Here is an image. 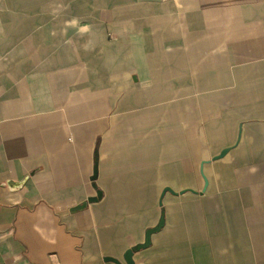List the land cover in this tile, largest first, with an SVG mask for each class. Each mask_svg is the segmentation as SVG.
<instances>
[{
    "label": "crops",
    "instance_id": "crops-1",
    "mask_svg": "<svg viewBox=\"0 0 264 264\" xmlns=\"http://www.w3.org/2000/svg\"><path fill=\"white\" fill-rule=\"evenodd\" d=\"M0 264H264V0H0Z\"/></svg>",
    "mask_w": 264,
    "mask_h": 264
},
{
    "label": "water",
    "instance_id": "water-1",
    "mask_svg": "<svg viewBox=\"0 0 264 264\" xmlns=\"http://www.w3.org/2000/svg\"><path fill=\"white\" fill-rule=\"evenodd\" d=\"M168 191H170V190L166 189L164 191V193L168 192ZM91 201H93V200H91ZM163 225H164V218L161 219V221L159 222V224H158V226L156 228L150 229L147 232V237H146L145 243L140 245V246H138V247H136L135 250H141V249H145V248L149 247V245L151 244V235L156 233V232H158L163 227ZM130 254H129V256H130Z\"/></svg>",
    "mask_w": 264,
    "mask_h": 264
}]
</instances>
